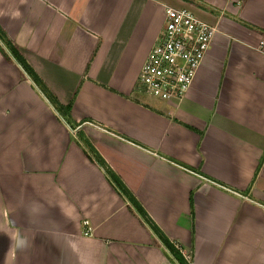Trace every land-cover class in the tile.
Instances as JSON below:
<instances>
[{"label":"crops","instance_id":"crops-1","mask_svg":"<svg viewBox=\"0 0 264 264\" xmlns=\"http://www.w3.org/2000/svg\"><path fill=\"white\" fill-rule=\"evenodd\" d=\"M165 5L216 25L171 101L137 88ZM0 28L70 102L0 50V264H176L83 138L189 264H264V0H0Z\"/></svg>","mask_w":264,"mask_h":264},{"label":"built area","instance_id":"built-area-1","mask_svg":"<svg viewBox=\"0 0 264 264\" xmlns=\"http://www.w3.org/2000/svg\"><path fill=\"white\" fill-rule=\"evenodd\" d=\"M216 31V25L199 18L187 7L165 5L161 29L137 74V88L152 98L171 101L189 88ZM82 233L90 224L82 220ZM175 247L189 261V255Z\"/></svg>","mask_w":264,"mask_h":264},{"label":"trees","instance_id":"trees-1","mask_svg":"<svg viewBox=\"0 0 264 264\" xmlns=\"http://www.w3.org/2000/svg\"><path fill=\"white\" fill-rule=\"evenodd\" d=\"M0 50L7 57L10 56L20 65L23 72L30 78L32 83L40 90V92L50 102L52 107L69 122V109L70 102L62 104L58 101L52 91L46 86L44 81L39 77L35 70L25 60L21 52L15 46V44L6 36L4 31L0 28ZM83 145L86 148V152L90 159L95 160L98 165L102 167L104 173L112 182V184L118 189L122 196L128 201V206L132 211H135L144 223H146L154 235L158 238L160 244L163 246L165 255L177 264H189V261L184 258L182 253L175 247L174 243L161 231L156 223L149 217L147 212L144 210L140 202L132 195L129 189L122 182L120 177L106 164L104 159L94 149V147L83 138Z\"/></svg>","mask_w":264,"mask_h":264},{"label":"rangeland","instance_id":"rangeland-1","mask_svg":"<svg viewBox=\"0 0 264 264\" xmlns=\"http://www.w3.org/2000/svg\"><path fill=\"white\" fill-rule=\"evenodd\" d=\"M176 263V262H175ZM177 264V263H176Z\"/></svg>","mask_w":264,"mask_h":264}]
</instances>
